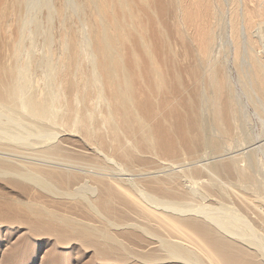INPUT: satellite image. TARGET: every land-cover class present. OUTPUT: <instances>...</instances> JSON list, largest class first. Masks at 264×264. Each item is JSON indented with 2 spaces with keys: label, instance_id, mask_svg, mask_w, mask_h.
Masks as SVG:
<instances>
[{
  "label": "bare ground",
  "instance_id": "bare-ground-1",
  "mask_svg": "<svg viewBox=\"0 0 264 264\" xmlns=\"http://www.w3.org/2000/svg\"><path fill=\"white\" fill-rule=\"evenodd\" d=\"M243 99L264 122V0H0V264H61L83 236L95 261L104 244L124 249L111 232L123 224L103 215L113 200L175 237L148 232L161 254L120 264H255L260 254L264 263L263 227L192 202L223 200L220 174L262 192L252 146L260 134L253 141L246 130ZM63 133L78 136L85 150H72L82 158L2 142ZM182 151L205 163L125 177L150 170L152 155L170 163ZM202 176L206 190L196 186ZM235 199L264 217L255 201ZM80 209L104 224L72 217Z\"/></svg>",
  "mask_w": 264,
  "mask_h": 264
},
{
  "label": "rangeland",
  "instance_id": "rangeland-1",
  "mask_svg": "<svg viewBox=\"0 0 264 264\" xmlns=\"http://www.w3.org/2000/svg\"><path fill=\"white\" fill-rule=\"evenodd\" d=\"M52 23V36H56L54 35V31H56V29H54V19L53 21H51ZM56 34V33H55ZM54 50V47H52ZM244 111H245V115L248 114V119L247 120V126H246V130L248 129L249 134L251 135V140L254 141V136H258L259 135L261 138L256 137L255 142H251L252 146L256 147L259 146V148H257V152L255 153V161H257V167H255V172L254 174L256 175V179L258 180V182L260 181V187L262 188V192H257L256 187L249 183L246 184L244 183L241 179L239 178H232V177H227L226 175H222L220 174V176L218 178L222 179L219 180L218 182H220L219 184H222V187H224L226 191V199L223 198L220 199L219 197H217L216 195H212V194H207L203 196L202 199H196L193 200V203H199L200 205H206V209L208 210L209 213H220V215H225L227 216L229 214V210H234V213H240L243 216V219L245 221H248L249 226H253L255 227V229H258V226L263 227L264 229V217H261L259 221H257V219H259L257 217V219L255 220L254 217H250L248 214V212L238 203V201L235 199L236 196H242L244 198L248 197L251 199V201H255L256 207L255 210L258 211V213H264V149H263V142H264V136H262V134L264 135V122L261 121V118H259V116L257 117L256 113L254 112V110L252 109V107L246 102V100H244ZM247 106V108H246ZM247 111V112H246ZM252 112V113H251ZM247 113V114H246ZM254 114V115H253ZM256 116V117H255ZM260 120H259V119ZM261 122V123H260ZM262 133V134H261ZM253 136V137H252ZM78 136L74 135H68V134H58L56 136V139H47L41 136H34L32 134H29L27 137H24V139L21 140H11V139H7V138H2L4 140H2V142H4L5 144H10V145H21L24 142H29L31 144H37L41 145L40 148H37L38 150H41L43 152L47 153L46 155H51L53 157H62L65 159L67 158H77L80 159L82 158L81 155L79 156L78 154L81 153V151L83 152L85 150L84 147H82V145L80 144V142L78 141ZM254 138V139H253ZM258 139V141H257ZM50 140V141H48ZM60 143L59 147L57 150L58 153L55 154L54 152H52L51 150V146H58L57 143ZM233 142V143H232ZM243 143V141H242ZM262 143V145H261ZM62 144V146H61ZM230 144H239V142H236V140L232 141ZM250 144V145H251ZM258 144V145H257ZM256 145V146H255ZM61 146V147H60ZM250 146V147H252ZM262 146V148H261ZM49 147V148H48ZM73 149H75L78 154L76 156L77 152H73ZM243 148V146H242ZM50 149V150H49ZM247 147H244L243 149H239V150H234V152H232L231 154H234L238 151H246ZM81 150V151H80ZM60 152V153H59ZM43 153V154H45ZM73 155H72V154ZM75 154V155H74ZM231 154H227L225 156L231 155ZM57 155V156H56ZM63 155V156H61ZM201 155L200 153L197 155V157ZM69 156V157H68ZM79 156V157H78ZM148 157H150L149 155H147ZM154 156V155H152ZM151 156L150 161H152V163L150 162L148 167L151 166V168H153L152 166H154L153 170H149V168H147L148 170H144L143 172L140 171V173H136V174H130V175H122V176H113V178H123L125 177H132V178H140L145 180V178L147 179L149 177L152 178L153 176H158V177H162L163 174L167 175L169 173L175 172L177 171L176 174H180L181 171H188L191 164L193 163V165L190 167V169L193 168H198L200 166H202V163H205V160L203 162V160H201L202 156H199V162L197 161L198 158L194 155H189V154H185L184 151L181 152L179 157H174L169 161L167 160H163L165 159L163 156L158 155L157 157H162V158H157L156 156H154V158ZM195 158V161H193V159ZM193 158V159H192ZM162 159V160H161ZM192 159V161H191ZM197 159V160H196ZM156 162H153V161ZM172 160V161H171ZM201 160V161H200ZM197 161V163H195ZM240 166H244L245 165V161L244 160H239ZM172 162V163H171ZM190 165H189V164ZM156 164V165H155ZM159 165V166H158ZM198 165V166H197ZM201 168V167H200ZM158 170V171H157ZM147 171V172H146ZM150 171V172H148ZM134 175V176H132ZM164 175V176H165ZM206 175V174H204ZM203 175V176H204ZM201 179L197 180V184L196 186L198 187H204V190H206V183L208 180V177H206V181H205V177ZM9 178H6V180ZM197 179V178H196ZM184 178H182L181 180H178L179 183H177V189L179 190H183L184 186L187 185L189 182H184L183 181ZM240 181V182H239ZM32 191V190H31ZM231 197H230V196ZM254 195V196H253ZM213 208V209H212ZM229 209V210H228ZM85 211V210H83ZM246 211V212H245ZM223 213V214H222ZM104 218L106 221L111 220L120 224V227H118L115 230H110L111 226H107L106 230H110L115 237L118 238V240L121 242V244L123 245L124 249H118L116 248L114 245L111 244L110 248L111 250H109L106 245L104 244L102 250H103V257L106 259H104L102 257V259L94 260L96 257L94 256V252L92 253L93 250H91L93 248V238L91 237H80L81 241L79 240L80 238L78 237V241H76V244H74L73 246V250L69 249L70 251L67 252L63 258H62V262L61 264H120L122 261L126 260L127 257L132 254V253H143V254H161L159 251L153 249L154 245H155V237H151L150 234L148 232H151L155 235H159V236H165V237H173V234H171L170 232H167L166 229H164L163 227H161L158 224L153 223L152 221L145 219L142 214H140L139 212H135L131 207L126 206V205H122L119 204L117 202V200H113L111 203V206L109 208H106V210L103 213ZM252 216V215H251ZM72 217H75L79 220L85 221V222H89L90 224H92L95 227H99L102 226L104 224V220L101 219L98 215H93V214H89L88 212H82L81 209L77 211V214H72ZM189 216H185L182 218H187ZM176 218L178 219L179 217L176 216ZM252 218V220H251ZM247 224V222H245ZM181 238V237H178ZM187 242V241H185ZM104 243V242H103ZM239 245V244H238ZM243 246V250L246 249V251L251 252V254L253 255V257L255 256V252L256 255H258V252L260 254V251L258 250L260 247L258 246V248L252 244H250L251 247H254V249L252 248H248L246 245H241L240 247ZM246 247V248H245ZM38 248V247H36ZM87 248V249H86ZM245 248V249H244ZM248 248V250H247ZM257 248V249H256ZM39 249H41V247H39ZM44 249V247L42 248ZM87 250V251H86ZM91 250V251H90ZM91 252V254H90ZM254 253V254H253ZM90 255V256H89ZM262 254L258 255L257 257L255 256V264H264L261 263L260 261L263 260V257H261ZM260 257V259H259ZM110 261H109V260ZM259 259V260H257ZM257 260V261H256ZM100 262V263H99ZM102 262V263H101ZM119 262V263H116ZM264 262V261H263ZM243 264H246V261H242ZM172 264V263H171Z\"/></svg>",
  "mask_w": 264,
  "mask_h": 264
}]
</instances>
